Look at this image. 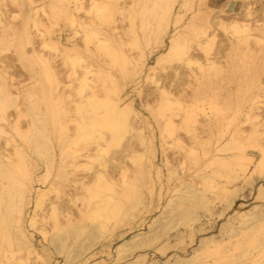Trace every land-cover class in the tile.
<instances>
[{
  "label": "bare ground",
  "instance_id": "1",
  "mask_svg": "<svg viewBox=\"0 0 264 264\" xmlns=\"http://www.w3.org/2000/svg\"><path fill=\"white\" fill-rule=\"evenodd\" d=\"M26 1L25 16L32 24L24 26L25 42L32 43L36 34L42 49L53 54L48 57L36 52L34 56L44 63L43 68L23 62L41 78L39 81L36 76L34 86L22 89L14 78L8 80L4 75V82H0V105L14 109L13 114H5L4 108L0 111V264H51L38 250L28 227L47 238L50 225L48 240L58 254H64L65 264H85L96 250L105 252L111 246L108 231L139 220V214L152 202L147 204L146 192L152 197L156 191L155 174L160 177L161 168L154 158L159 154L166 164H171V154H180L182 165L197 166L199 180L182 177L181 187H174L182 193L169 200L149 229L136 231L118 243L117 259L127 254L134 257L127 264L146 259L151 248L163 251L168 233L178 224L194 236L202 216L214 215L217 200L222 203V216L235 207L246 186L253 188L264 180V114L260 105L264 96L260 75L264 71V19L254 21L249 6L240 12L212 9L211 14L201 12L203 4L199 3L187 20L183 9L191 0H89L87 4L84 0H52L50 13L45 9L46 0L43 4ZM148 1L153 6L149 14L155 20L154 39L165 47L156 63L177 62L172 66L170 89L157 79L156 64L148 66L136 31V18L142 19L143 29L151 24L144 17L145 11L138 10ZM81 10L84 18L78 15ZM229 15L228 19L221 17ZM16 18L12 17L9 30H17ZM51 18L63 19L72 27L74 36L83 40L85 54L72 43L74 36L64 39L61 34H52ZM126 20L129 26L120 31ZM0 23L3 33L8 27L2 17ZM216 30L227 35L229 54L242 52L252 57L256 91L246 101H235L232 92L220 89L217 79L224 67L211 52ZM124 35L138 48L136 55L124 50ZM3 41L4 33H0V44ZM18 48L21 57H27L24 45L20 43ZM195 50L205 55V63L199 62ZM107 66L118 67L125 79L138 80L136 84L141 77L155 84L152 111L157 142L154 128L151 134L146 132L143 114L124 95L123 85ZM43 78L47 88L36 87ZM218 103H236V116L221 118L205 112L206 104L213 108ZM26 117L29 125L24 130ZM226 123L232 125L229 131L224 129ZM244 123L250 124L249 131L244 130ZM247 148L257 149L261 159L254 161ZM126 158L135 166L133 175L122 165ZM40 165L45 172L40 171ZM175 172L172 170L170 177ZM51 174L54 179L48 186L37 187ZM51 193L54 199L48 198ZM63 196L66 201H62ZM255 201L252 208L228 219L220 238L206 236L190 255H175L174 262L168 264H248L239 258L197 261L212 249L229 251L249 244L248 239L256 234H264V183L257 187Z\"/></svg>",
  "mask_w": 264,
  "mask_h": 264
},
{
  "label": "rangeland",
  "instance_id": "2",
  "mask_svg": "<svg viewBox=\"0 0 264 264\" xmlns=\"http://www.w3.org/2000/svg\"><path fill=\"white\" fill-rule=\"evenodd\" d=\"M37 4H43L44 0H35ZM52 0H46L45 2V9L47 13H50L51 6L50 2ZM54 1V0H53ZM85 4L88 3L89 0H84ZM192 1V2H191ZM189 0V3L187 7L183 9L185 15V19L188 20L189 17H191L194 14V10L198 6L199 3L203 4V11H209L208 13L213 14L214 11H211L212 9L215 10H223L224 12H240L245 7L249 6L252 9L253 12V20L254 21H263L264 19V0ZM27 3L26 0H0V17L4 20V23L7 24L8 29L3 31L4 33V41L2 44H0V82H4L3 75L7 76L8 80L10 78H14L15 82H19V86L22 89L28 88L29 86H34L36 84V76L39 79L38 75H33L30 70H28L24 65L23 62H28V64L35 65L37 69L43 68V62L39 59H37L34 55H36V52H42L44 56H52L53 52H51L49 49H42L41 40L38 36L35 34V39L32 43L25 42V33L23 31L25 25H29V28L31 27L32 21L29 19L27 20L25 16V8L24 5ZM144 3V2H143ZM207 6L211 7V9H208ZM152 1H148L147 3L139 6L138 9L140 12L143 10L145 11L144 17L147 18L148 22L151 24L146 27L145 29L142 28V19L136 18V27L137 32L140 37V44L144 48L148 66L156 64V77L159 80L160 84L166 87L167 89L172 88L171 84L172 81V66L175 65L177 62L172 60H165L161 63L157 64V56L165 50V47L162 43L156 42L154 39V17L150 12V9H152ZM148 12V13H147ZM41 17L46 18V16L41 12ZM16 15L17 18L15 19L14 23H17V30L10 29L12 22V17ZM78 15L80 17L84 18V11L81 10L78 12ZM222 18L228 19L231 16H221ZM52 19V34L54 36H58L61 34L64 39L66 36L70 37L74 36L72 27L67 24V22L60 18H51ZM121 28L119 29L122 31V27H128L129 26V20H126L124 23H121ZM152 25V26H151ZM2 24L0 23V33H2ZM150 27V28H149ZM32 31L34 29L32 28ZM34 33H36L34 31ZM216 37L215 41L212 45L211 52L219 57V60L221 62V65L224 67L223 74L220 76L219 79H217L218 83L220 84V89L224 93H227V91L232 92L234 94L235 101L236 99H240L242 102L246 101L251 97L254 92L256 91L255 86L253 85V81L255 80V73L253 72L252 68L250 67L252 62V57H250L247 54H243L242 52H237L236 54L232 53L229 54L227 52L228 50V37L227 35L222 31H215ZM145 36H148L149 40L145 38ZM124 41L125 44L123 46L124 50L127 51L130 55H136L138 52V48L132 46V41L129 38V36L124 35ZM168 41V39H166ZM68 43L66 40H64V43ZM24 45V51L25 55L27 57H21V51L18 48L19 44ZM72 43L76 44L78 49L81 51V53L85 54V48L83 40L79 36H74L72 38ZM193 45L196 46V41H193ZM222 48L220 49V47ZM42 50V51H40ZM35 51V52H34ZM195 56L199 60V62L205 63L206 57L202 52H199L195 50ZM34 56V57H32ZM34 58V59H32ZM57 60V64H59V57L55 58ZM233 60V62H232ZM108 67V66H107ZM193 69L196 73H199V67L197 64L192 65ZM59 70L62 71V66L59 64ZM3 69L5 71H3ZM108 70L113 73L117 78L120 80V84H122L123 93L124 95L128 96L129 100L133 102V105L136 107L137 110H139L146 122V132L148 134H151L152 128H154L155 132V141L156 136L159 135L156 130V122L154 119V114L152 111V108L156 104V95L154 94L155 91V84L145 81L144 77H141L139 80L141 82L139 84H136L131 78H124L121 73L118 70V67H108ZM186 70V69H185ZM3 71V72H2ZM187 73H189V70H186ZM182 73L185 75V71H182ZM62 75L64 78H67L65 73L62 71ZM262 79H264V71L260 73ZM187 76V74L185 75ZM193 79V77H191ZM40 85H43L44 88H47V82L43 78V80L36 85V87H39ZM41 87V86H40ZM219 89V91H220ZM6 104V103H5ZM7 105V104H6ZM261 110H263L264 114V96L261 98ZM235 106H237L236 103L227 104L224 105V103H218L215 107H211L210 104L205 105V109L207 113H215L219 117H228L230 116H236L235 113ZM6 106L1 103L0 105V111L4 108L6 110L5 114H13V107L5 108ZM212 109H211V108ZM1 113V112H0ZM2 114V113H1ZM204 114H201L200 118L203 117ZM13 118V115H12ZM241 118H244L242 115ZM23 129L27 130V127L29 125V119L28 117L23 118ZM72 125H70L71 127ZM244 130L249 131L250 130V124L244 123ZM226 131H229L232 129V125L229 126V124L226 123V126L224 127ZM180 134L183 137H186V134L183 130H180ZM20 142V138L17 137ZM4 141V136L1 137V142ZM159 144V142H158ZM137 148L140 149V146ZM247 151L250 155H252V159L259 160L261 159V154L257 149L253 148H247ZM16 158V156L14 155ZM69 159V158H67ZM181 155L176 154L170 155L171 164H166V161L163 160L161 154H159V157L157 156L154 158L155 164L160 166L161 168V174L160 177H157L155 174V180H156V191L155 193L151 195L146 192L148 196L147 204L150 200L152 202H149L148 207L143 210L139 214V220L129 224L128 222L121 223L119 225H116L115 228L111 231H108L107 238L111 240V246L110 248L106 249L105 252L96 250L97 253L89 259L85 264H96L98 262H104L101 264H127L128 261L134 260V257L132 255H128L123 259H117V253L115 252V249L124 238H129L132 236V234L136 231L140 230H148L149 225L156 220L164 211L166 208L167 203L171 198L176 197L177 195L181 194L182 191L175 190L174 187L177 185V188H180V180L182 177H185L187 181H190L192 178L195 182L199 180L198 173L196 172L197 166L188 164V166H184L181 164ZM109 164V163H108ZM123 166H126L129 169V174L133 175L135 166L133 162L126 158L125 161L122 164ZM184 166V167H183ZM189 166H192V169H188ZM176 169V172L170 177V172L172 170ZM40 171L45 172L44 165H40ZM185 172V174H183ZM83 173V171H81ZM116 176H119L117 172H115ZM256 177V175H255ZM54 179V175L51 174L47 180H42L37 184V187H46L50 182ZM260 183H264V180L257 182L255 184V187L246 186L245 190L240 194V196L237 198L236 205L233 209L230 211H227L224 215L219 216V214L222 211V203L220 200H217V203L215 205L214 215L213 216H202V220L199 221L196 226L195 235L191 236L190 233L186 230V226L183 224H178L175 228L171 229L168 233L167 237V243L165 246V249L163 251L161 250H155L153 248L148 250V254L146 259L141 260L138 264H149L152 261H158L160 264H168L170 261L174 262V256L175 255H182V256H188L191 254L192 249L194 247H197L200 243V240L206 236L210 235H216L219 238L221 237V234L224 232V224L228 221L229 218H233L236 216L238 211H244L247 209H250L254 206L256 203L255 201V194L257 192V187L260 185ZM179 184V185H178ZM180 186V187H179ZM69 192V191H67ZM160 193V194H159ZM54 193H51L48 198L54 199ZM66 196H63L62 201H66ZM74 215H77V211L73 209ZM133 227V229H131ZM31 232L34 233L33 241L35 242L38 250L45 255V257L49 260L51 264H65V258L64 254H58L55 248L51 245L50 241L48 240V237L52 233V228L49 225V233L48 237L44 238L39 232L32 230L30 227H28ZM242 241V240H241ZM249 244H243L238 245L236 247H233L231 250H214L212 249L209 253H204L201 258L197 262L205 263L207 261H214L215 259L219 260H230L234 258H239L240 260H244L248 264H264V234L259 235L256 234L254 237L252 236L251 239H248ZM214 250V251H213ZM108 252L111 254L109 255Z\"/></svg>",
  "mask_w": 264,
  "mask_h": 264
}]
</instances>
